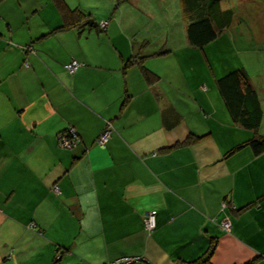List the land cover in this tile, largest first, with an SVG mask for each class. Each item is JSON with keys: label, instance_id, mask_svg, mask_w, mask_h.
I'll use <instances>...</instances> for the list:
<instances>
[{"label": "crops", "instance_id": "0c3cea01", "mask_svg": "<svg viewBox=\"0 0 264 264\" xmlns=\"http://www.w3.org/2000/svg\"><path fill=\"white\" fill-rule=\"evenodd\" d=\"M171 1L63 0L88 17L54 31L53 0H0V264H192L212 244L210 264H264V153L226 156L254 133L228 115L215 80L229 70L217 75L207 56L223 44L263 68L264 3L198 49ZM236 68L264 138V69L256 83ZM70 128L78 143L61 148Z\"/></svg>", "mask_w": 264, "mask_h": 264}, {"label": "trees", "instance_id": "16d2710c", "mask_svg": "<svg viewBox=\"0 0 264 264\" xmlns=\"http://www.w3.org/2000/svg\"><path fill=\"white\" fill-rule=\"evenodd\" d=\"M53 2L62 18V25L54 31L73 26L80 19L88 17L77 9L70 10L63 0H53ZM181 4L186 21V40L192 48H203L216 39L218 34L231 23L230 11L220 10L219 0H207L206 2L205 0H181ZM133 62L137 61L129 60L126 64ZM138 64L146 82L151 83L156 79V76L140 65V62ZM215 86L232 121L254 133L251 139L228 151L226 156L243 147H248L254 155L264 153V138L256 133L262 112L256 91L251 86L245 72L241 69L229 71L215 80ZM192 141L194 139L188 138L186 143ZM213 251L214 245L212 244L202 257L191 263L210 264Z\"/></svg>", "mask_w": 264, "mask_h": 264}, {"label": "rangeland", "instance_id": "374dc122", "mask_svg": "<svg viewBox=\"0 0 264 264\" xmlns=\"http://www.w3.org/2000/svg\"><path fill=\"white\" fill-rule=\"evenodd\" d=\"M261 1L264 3V0H219V4L224 10L230 11L231 19H232L231 21L235 22L240 18L241 14L238 13L239 10L245 7L251 9L257 6V3L260 4ZM175 4L177 3L174 0H172L169 4V9H168L170 17L173 19H177L179 17L178 11H176L175 9ZM173 14H175L174 17ZM222 34H227V32H223ZM238 47L239 45L236 44V49H240ZM231 52L232 51H230V46H225L223 44L217 46V49H213L212 51H207V56L208 59L210 60V66L212 68V71L217 75H221L220 73H223L222 70L224 68H227V70L232 71L235 70L234 69L235 67H238V65L242 64L245 65L246 71H248V74L251 75L252 79L257 83L259 80V75H255V74H258L260 70L264 69V67L261 68L259 66L261 62L260 59H262V55L258 56L255 54H248V55L240 54L237 55V57H235L234 53ZM255 56L257 57V60Z\"/></svg>", "mask_w": 264, "mask_h": 264}, {"label": "built area", "instance_id": "2783aa9c", "mask_svg": "<svg viewBox=\"0 0 264 264\" xmlns=\"http://www.w3.org/2000/svg\"><path fill=\"white\" fill-rule=\"evenodd\" d=\"M105 24L100 23V26L103 28ZM82 66V63L77 62L75 60H71L69 63H67L64 68L67 72L73 73L76 69L80 68ZM112 131L111 125L107 122L105 125V129L103 132L96 138L95 143L99 146H104L110 136V133ZM58 144L61 148L64 149H70L73 146H75L78 143V137L74 130L72 128L66 129L63 132H60L58 134ZM143 227L146 230V232L150 233L155 228V213L149 212L145 213L143 216L142 221ZM220 228L225 230L226 232L230 229V224L227 220H222L220 222ZM139 258L136 257H124L116 260L114 264H135L138 261Z\"/></svg>", "mask_w": 264, "mask_h": 264}]
</instances>
